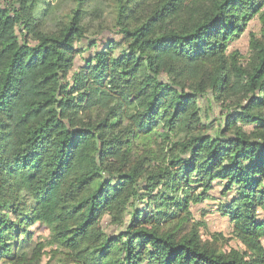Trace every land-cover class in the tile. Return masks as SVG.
<instances>
[{
    "label": "trees",
    "instance_id": "obj_1",
    "mask_svg": "<svg viewBox=\"0 0 264 264\" xmlns=\"http://www.w3.org/2000/svg\"><path fill=\"white\" fill-rule=\"evenodd\" d=\"M255 15L244 65L227 47ZM215 186L243 250L192 220ZM46 248L264 264V0H0V264Z\"/></svg>",
    "mask_w": 264,
    "mask_h": 264
},
{
    "label": "rangeland",
    "instance_id": "obj_2",
    "mask_svg": "<svg viewBox=\"0 0 264 264\" xmlns=\"http://www.w3.org/2000/svg\"><path fill=\"white\" fill-rule=\"evenodd\" d=\"M262 23L255 15L247 19L241 34L232 39L227 47L228 52L238 51L241 61L246 65L250 58L249 39L251 36L261 37ZM116 35V34H110ZM81 56H77L74 67L81 64ZM220 186H215L212 190L213 198L205 199L191 206L192 220L199 222V231L204 241L214 244L220 251L227 252L230 249L243 250L244 245L234 236L232 224L228 217L221 214L217 208L219 201ZM217 198V199H215ZM221 200V199H220ZM107 229L112 228L106 225ZM33 236L36 238H44L48 235V231L42 226H34L30 228ZM41 264H54L49 258V250L46 248Z\"/></svg>",
    "mask_w": 264,
    "mask_h": 264
}]
</instances>
